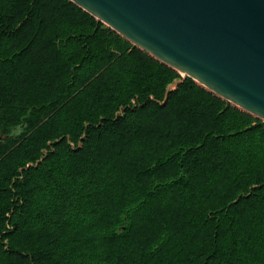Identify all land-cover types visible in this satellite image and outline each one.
<instances>
[{
	"label": "trees",
	"instance_id": "obj_1",
	"mask_svg": "<svg viewBox=\"0 0 264 264\" xmlns=\"http://www.w3.org/2000/svg\"><path fill=\"white\" fill-rule=\"evenodd\" d=\"M0 264H264V120L70 0H0Z\"/></svg>",
	"mask_w": 264,
	"mask_h": 264
},
{
	"label": "water",
	"instance_id": "obj_2",
	"mask_svg": "<svg viewBox=\"0 0 264 264\" xmlns=\"http://www.w3.org/2000/svg\"><path fill=\"white\" fill-rule=\"evenodd\" d=\"M153 58L264 120V0H70Z\"/></svg>",
	"mask_w": 264,
	"mask_h": 264
},
{
	"label": "rangeland",
	"instance_id": "obj_3",
	"mask_svg": "<svg viewBox=\"0 0 264 264\" xmlns=\"http://www.w3.org/2000/svg\"><path fill=\"white\" fill-rule=\"evenodd\" d=\"M177 81H178V80L176 79V80L174 81V83L171 84V86H172V87L175 86V84H176Z\"/></svg>",
	"mask_w": 264,
	"mask_h": 264
}]
</instances>
